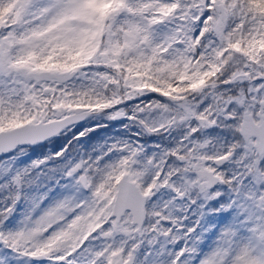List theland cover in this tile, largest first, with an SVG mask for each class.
Masks as SVG:
<instances>
[{
	"label": "snow or ice",
	"instance_id": "6c2138e0",
	"mask_svg": "<svg viewBox=\"0 0 264 264\" xmlns=\"http://www.w3.org/2000/svg\"><path fill=\"white\" fill-rule=\"evenodd\" d=\"M0 264H264V0H0Z\"/></svg>",
	"mask_w": 264,
	"mask_h": 264
}]
</instances>
